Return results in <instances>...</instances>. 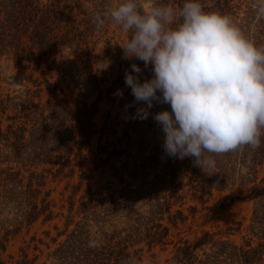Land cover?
<instances>
[{
  "label": "trees",
  "instance_id": "16d2710c",
  "mask_svg": "<svg viewBox=\"0 0 264 264\" xmlns=\"http://www.w3.org/2000/svg\"><path fill=\"white\" fill-rule=\"evenodd\" d=\"M113 1L0 0V61L14 63L13 83L23 86L6 91L0 72V264H144L162 252L156 264H264V136L256 149L214 155L211 169L169 157L152 114L170 106L154 104L144 120L133 118L138 105L125 107L134 100L125 69L139 64L142 79L150 70L122 58L129 34L93 22ZM200 3L264 45L257 0ZM98 176L108 178L84 189ZM64 181L54 197L48 185ZM237 201L253 203L247 226L206 228ZM36 225L48 226L44 238L25 239ZM188 225L201 231L173 238ZM22 235L19 253L3 258Z\"/></svg>",
  "mask_w": 264,
  "mask_h": 264
},
{
  "label": "clouds",
  "instance_id": "9594fccd",
  "mask_svg": "<svg viewBox=\"0 0 264 264\" xmlns=\"http://www.w3.org/2000/svg\"><path fill=\"white\" fill-rule=\"evenodd\" d=\"M264 15V0H257ZM112 21L129 34L122 58L139 60L125 69L133 118L149 117L154 104L169 109L152 114L164 134V152L192 158L202 170L215 167L214 155L248 146L264 136V45L250 40L227 15L207 12L200 0L179 8L141 0H123L93 15L96 28ZM107 66V65H106ZM123 97V90L117 89ZM89 246H97L94 241Z\"/></svg>",
  "mask_w": 264,
  "mask_h": 264
},
{
  "label": "rangeland",
  "instance_id": "374dc122",
  "mask_svg": "<svg viewBox=\"0 0 264 264\" xmlns=\"http://www.w3.org/2000/svg\"><path fill=\"white\" fill-rule=\"evenodd\" d=\"M142 6L144 9L149 8L153 4V0H141ZM113 6H116L119 4V1L115 0L112 2ZM100 47L102 45H99ZM71 62L74 65L80 64V58L79 57H71ZM0 72H2V77L5 79V82L3 83V86L6 91H16L21 89L23 86L13 83L12 77L17 74V70L15 69L14 63L10 60L2 59L0 61ZM49 95L47 93L44 94L43 100L46 101ZM161 138V137H159ZM88 168V164L85 166V169ZM108 178V176H98L94 181L87 182L84 186V189H86L89 185L93 187H97L100 184L105 182V179ZM77 181V179H76ZM75 181V182H76ZM65 185V181L61 184L57 185L55 183H50L48 185V188H55L57 187V192L53 194L54 197L59 196V191L63 189ZM231 196L239 195V190H234L229 193ZM224 193H216V197L214 200H217V198L224 196ZM253 211V203L252 202H239L237 201L234 203V205L228 209L224 214H221L215 218L213 221V224L209 225L208 229H211L212 225L214 226V229H221L226 228L227 226L233 225L237 221H242L244 227L247 226L250 222V218L252 216ZM190 226H180L179 230H173L174 239H177V234L181 232L180 237H193L196 231H201V228L197 227L196 225L193 226V229L190 230ZM48 229V226L42 227L41 225H36L32 228L31 233L25 237V239L29 240L31 236L37 235V237L44 238L43 230ZM53 234H55V231L52 229ZM233 239L241 240V235L232 236ZM45 240L48 242L49 240L45 238ZM25 244L23 243V235L19 237L16 241H14L11 246L9 247V250L7 254L3 255V258L7 259L9 255L11 254H18L19 249L23 247ZM171 247V246H170ZM41 248L46 249L44 245H41ZM172 248V247H171ZM170 248V249H171ZM39 253V252H38ZM169 252H162L160 255L161 257L154 260V262H149V260H146L144 264H156L160 263L163 259L167 257Z\"/></svg>",
  "mask_w": 264,
  "mask_h": 264
}]
</instances>
